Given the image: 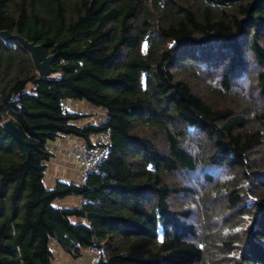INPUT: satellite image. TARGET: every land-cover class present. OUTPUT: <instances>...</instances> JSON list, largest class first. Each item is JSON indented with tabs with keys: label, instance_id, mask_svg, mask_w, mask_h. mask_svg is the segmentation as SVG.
I'll use <instances>...</instances> for the list:
<instances>
[{
	"label": "trees",
	"instance_id": "16d2710c",
	"mask_svg": "<svg viewBox=\"0 0 264 264\" xmlns=\"http://www.w3.org/2000/svg\"><path fill=\"white\" fill-rule=\"evenodd\" d=\"M0 31L55 55L41 77L0 40V264H53L52 242L96 264H264V0H0ZM100 132L86 183L47 188L48 143Z\"/></svg>",
	"mask_w": 264,
	"mask_h": 264
},
{
	"label": "crops",
	"instance_id": "0c3cea01",
	"mask_svg": "<svg viewBox=\"0 0 264 264\" xmlns=\"http://www.w3.org/2000/svg\"><path fill=\"white\" fill-rule=\"evenodd\" d=\"M70 107L75 113L87 115V118L77 122L79 126L95 123L93 118L89 117V115L96 111L101 112L100 109L94 108L84 102H71ZM84 144L85 142L83 139L74 136H62L54 142L48 143L47 148L52 154V158L45 163L46 172L44 175V183L47 188H53L57 182L74 183L78 185L80 166L77 162L68 159L66 153L77 150ZM83 203L84 201L79 197H67L56 201L54 204L59 208H71L80 207ZM50 249L56 252V258L54 259L53 257V264H96L95 261H91V257L84 255V251L82 252L81 258L72 259V257L64 252L55 242L51 243Z\"/></svg>",
	"mask_w": 264,
	"mask_h": 264
},
{
	"label": "built area",
	"instance_id": "2783aa9c",
	"mask_svg": "<svg viewBox=\"0 0 264 264\" xmlns=\"http://www.w3.org/2000/svg\"><path fill=\"white\" fill-rule=\"evenodd\" d=\"M64 112H73L70 102L65 101L62 105ZM110 149L109 135L106 132H100L90 138L89 145L84 144L74 151L66 153L68 159L77 162L80 166L78 185L86 183L90 173L96 172L98 167L107 158ZM88 257H99L100 251L96 247H88L84 250Z\"/></svg>",
	"mask_w": 264,
	"mask_h": 264
},
{
	"label": "water",
	"instance_id": "95a60500",
	"mask_svg": "<svg viewBox=\"0 0 264 264\" xmlns=\"http://www.w3.org/2000/svg\"><path fill=\"white\" fill-rule=\"evenodd\" d=\"M0 40H16L19 42L23 48L29 52L31 61L39 76L47 77L52 73L53 70L51 68V63L53 62L55 55L46 56L40 45H34L18 35H12L6 31H0ZM2 126L15 140L20 144L25 145L21 138L20 131L10 120L4 121Z\"/></svg>",
	"mask_w": 264,
	"mask_h": 264
},
{
	"label": "rangeland",
	"instance_id": "374dc122",
	"mask_svg": "<svg viewBox=\"0 0 264 264\" xmlns=\"http://www.w3.org/2000/svg\"><path fill=\"white\" fill-rule=\"evenodd\" d=\"M256 96H252V97H248V96H245V95H242V94H236V96H234V98H235V101L237 100V99H240V101H238V103L237 104H242V106H244V105H247V104H244L245 102H249L251 105L253 104V103H255L256 101H257V98H255ZM234 101V102H235ZM242 102V103H241ZM85 103V102H84ZM95 108V107H94ZM102 111L100 112V111H96V112H94V113H92V114H90L89 115V117H92L93 118V121L95 122V123H97V122H100L101 121V119L103 118L102 117ZM262 154H264V152L262 153ZM263 158H257V159H255L254 161H255V164H258V163H260L261 164V162L263 161L262 160ZM250 190L251 191H253L254 189H253V186H252V184H251V186H250ZM69 199V198H68ZM67 201H69V200H67ZM253 202V200H249V203H252ZM64 203H68V202H64ZM56 207H57V205L56 204H54ZM219 211V210H218ZM214 212L213 211V214H215V215H218V214H220L219 212ZM230 217H228V219H229ZM71 221L72 222H74V221H77L76 219H73V218H71ZM227 221V220H226ZM218 224H220V223H218ZM221 227V225L219 226V225H216V229L217 228H220ZM217 232L218 233H220L221 234V238H226L227 236H228V232H227V227L226 226H223V229L221 230V229H217ZM215 235V234H214ZM211 236V238H215V240L217 239H219V237H217L218 235L216 234L215 236ZM230 237H232V234H231V236ZM214 247V246H213ZM218 248V247H217ZM219 249V248H218ZM52 254H53V257H54V259L56 258V252L55 251H52ZM221 254H223V253H221ZM84 255H86L85 254V252H84ZM81 258V257H80ZM84 258V257H83ZM100 257H91V261H95V262H97L98 261V259H99ZM72 259H75V258H72ZM84 260V259H83Z\"/></svg>",
	"mask_w": 264,
	"mask_h": 264
}]
</instances>
